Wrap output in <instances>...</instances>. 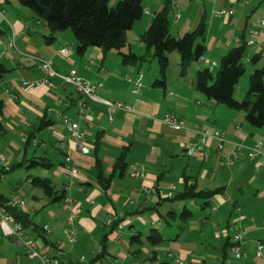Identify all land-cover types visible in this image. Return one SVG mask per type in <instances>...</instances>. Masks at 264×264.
Returning <instances> with one entry per match:
<instances>
[{
    "label": "crops",
    "instance_id": "crops-1",
    "mask_svg": "<svg viewBox=\"0 0 264 264\" xmlns=\"http://www.w3.org/2000/svg\"><path fill=\"white\" fill-rule=\"evenodd\" d=\"M145 1L149 6L145 7V14L148 12L149 16L140 21L148 24L152 21V11L155 13L162 8L166 0ZM229 9H234L231 15L222 12ZM31 15L18 0H0V61L9 69L0 80L5 124V130L0 132V154L8 156L10 162L21 152L22 158L60 156L53 169L54 177L49 176L57 188H65L66 199L46 205V196L33 194L34 200L42 198L44 201L37 206L26 204V210L34 214L36 222L29 229V235L41 238L39 250L50 255L60 254L68 263L82 256L92 257L102 249L105 239L106 255L94 264H159L160 261L180 264V260L184 264H264V248L262 255L258 254V244L264 243V169L258 164L264 162V155L259 153L258 160H255L256 155L249 162L246 156L256 143L250 140L254 131L251 128L244 131L239 123H235L237 128L233 124L220 127L208 115L210 112L193 105L184 91H169L168 83L166 89L148 83L141 92L134 93L128 78L121 77L126 64L120 56L104 53L99 47L91 48L87 56L80 55L64 45L65 34L61 31L51 42L34 39ZM172 18L171 31L176 36L195 29L204 21L205 42L208 50L216 55H224L231 47L252 39L248 59L257 52H264V32L259 27L264 18V0H173ZM37 22L40 23L38 19ZM253 31L259 32V38L252 35ZM63 47H68V55L61 52ZM38 57L52 60L53 68L61 73L76 70L94 82H102L96 92L99 98L120 101L130 107L85 99L82 111L81 94L59 76L49 78L56 84L52 87ZM204 57L210 62L219 61L207 53ZM138 71L133 79L138 77ZM196 104L201 102L197 100ZM170 112L181 118L182 128L176 129L164 122V116ZM62 114L79 122L86 131L83 140L73 136ZM216 129L225 133L222 150H218L221 139L213 136ZM98 132L102 133L100 155L104 172L113 176L107 190L97 180L95 142ZM203 139L206 142L203 143ZM80 142L91 145L90 152L81 151ZM188 144L193 147V154L187 153ZM124 147L129 148V167L121 174L115 171L114 165ZM262 149L264 151V145ZM233 150L237 152L234 166L218 165V157H223L220 152L226 157ZM205 153L209 154L208 158L204 157ZM67 155L72 157L77 174L69 175L65 171ZM185 155L191 158L183 157ZM251 162L256 172L252 170L248 177ZM223 169H226L223 173L228 174L227 180H220L222 183L218 186L225 185L226 189L215 194L212 201L219 207H228L224 213L213 220L207 219L201 226L187 227L180 235L178 232L167 234L164 244L147 243L151 227L167 225L162 213L173 206L169 207L164 199L172 187L174 190L178 185L183 187L186 173L196 175L200 187L209 189L216 186L210 187L211 181L207 179L215 182ZM21 190V185H17L11 193H0L20 196ZM235 205H241L243 213L249 216L236 222L246 231L242 243L246 255L239 259L225 248L228 236L224 230L239 216ZM46 225L49 232L42 228ZM73 228L78 230L75 245L69 243L67 235V230ZM136 234H140L144 242L133 245L131 239ZM191 251L199 256L194 263L190 262ZM0 264L43 262L39 257L27 255L24 245L0 236Z\"/></svg>",
    "mask_w": 264,
    "mask_h": 264
},
{
    "label": "trees",
    "instance_id": "trees-1",
    "mask_svg": "<svg viewBox=\"0 0 264 264\" xmlns=\"http://www.w3.org/2000/svg\"><path fill=\"white\" fill-rule=\"evenodd\" d=\"M18 1L22 5L31 8L36 14V18L38 20H43L48 26L49 33L45 34L48 42H51L56 38V33L66 29H71L77 43V52L80 55H84L89 48L93 47L101 48L104 53L109 52L111 49H115L118 51L124 64L140 65L148 59V53H153V56L158 61L161 73V78H156L153 81V84L155 86H160L163 89L167 88L166 74L170 66V53L178 52L180 54L182 74H186L192 61L205 63L204 55L208 50L205 42V22L201 21L195 29L184 33V35H174L171 31L173 0H166L163 7L155 11L149 27L141 34V39L146 43L147 49V52L142 54L133 51L132 47H130L129 51L124 50V48L128 45L127 32L133 29L135 23L141 20L145 14L146 6L144 4V0H119L115 6L110 5V0ZM248 46H250L248 45V40H244L241 44L231 47L218 61V64H216L218 65V70L216 72H214L210 66H207L206 63L204 67L197 68L194 73L196 89L203 92L207 97L213 98L218 102L225 103L235 110L244 111L246 113V119L250 125L254 127H262L264 126V64L263 66L257 67L250 75L249 89L245 97L242 100L235 98L236 86L246 72L243 60ZM262 57H264V52L260 51L253 54L250 61L258 64ZM8 71L9 69L6 64L0 61V80L5 77V74ZM128 78H131V80L128 81L131 83L132 91L134 93H139L146 87L144 74L141 69L138 71V77L136 79H133L130 76ZM139 79L143 80L144 86L138 92H135L134 84ZM88 99L93 100L91 98ZM3 111L4 100L0 98V132L5 130V124L2 120ZM168 114L175 113L170 112L166 115ZM239 126L238 128H240ZM101 138L102 133L98 132L96 134L95 142V154L97 158L96 167L98 170L97 180L98 183L105 190H107L110 187L113 176L107 175L103 169L102 158L100 155V145L102 143ZM31 141L32 140H28L29 143ZM128 152V147L122 148L114 165L115 171H120L121 174H124L129 167V161L127 159ZM19 165H25L28 168L43 167L49 170H53L57 166L56 163L48 156L42 155H34L30 158H26L24 156L22 161L19 162ZM65 165H67V162ZM12 169L13 166L11 165V162H9V170L6 171V175ZM28 178L32 187L42 189L44 196L48 198V203L46 205L61 202L66 199L65 188H57L50 177L36 175L33 177L29 176ZM197 179L196 175L192 176L186 173L184 176L183 187L173 190L172 195L167 196L164 200H178L186 204V201L190 199H200L202 208L210 206L212 210V197L215 194L224 192L226 186L222 185L206 189L200 187ZM0 180L2 179L0 178ZM13 196L24 201L21 196L16 195L15 193L9 196L0 193V206H4L9 213H11L20 223L23 224L25 230L24 237L31 238L40 244L41 238L35 239L29 235V229H31V226L36 223L33 219L34 214L32 215L31 212L26 210L25 201L24 206L19 204H9L8 201L12 199ZM239 207L242 209L241 205H235L234 209L238 210ZM238 212L239 214L243 213L242 210H238ZM193 215L194 211L189 209L187 205H185L184 209L180 211L171 207L167 210V212L162 213V217L168 225H173L172 220L180 219L181 223L177 225L179 230L178 235L185 231L188 226L187 221ZM42 228L45 232L50 231L47 225ZM6 237H9L18 245H24L27 250V255H29V249L25 244L17 243L11 236ZM167 239L168 237L156 226L151 227V230L146 236L147 243L152 246L164 244ZM140 242H144L140 234L132 236L131 244L135 245ZM232 244L233 242L231 238H227L225 248L230 249ZM73 245H75V243ZM37 248L39 249V245ZM137 250H140V248H137ZM106 251V241L104 239L102 249L90 258L85 256L87 261L84 264L96 263L106 255ZM154 253H156V251ZM47 255L59 257L63 264L78 263L83 257L82 256L77 261L66 263L63 261L60 254ZM154 257L155 256H153L152 259ZM159 264L169 263L167 261H160Z\"/></svg>",
    "mask_w": 264,
    "mask_h": 264
},
{
    "label": "rangeland",
    "instance_id": "rangeland-1",
    "mask_svg": "<svg viewBox=\"0 0 264 264\" xmlns=\"http://www.w3.org/2000/svg\"><path fill=\"white\" fill-rule=\"evenodd\" d=\"M118 1L119 0H110V5L115 6L118 3ZM144 4H145L146 8L148 9L149 6L147 5V2L145 0H144ZM25 8H27V10H29V12H31V14H32L30 24L32 26L31 33L33 35V38L34 39L38 38L39 40H46L47 38H45V34L49 33L48 26L44 23L43 20H39L40 23L37 22V19L35 18L37 16L31 8L26 7V6H25ZM146 12H147V10H146ZM147 13L144 14L143 18H145L146 16H149V15H147ZM151 15H152V19H153V17H154L153 11H152ZM171 19H173L172 15H171ZM137 22H139V23H137L133 29H131L127 32L128 45L124 48V50L129 51L130 47H132L133 51L142 54V53H146L147 49H146V43L141 39V34L149 27L150 23L145 24L144 21H140V20ZM172 23H173V21H172ZM61 32H64V34H65V36H63V40H62V41H65L64 45L68 46L70 49L77 52V43H76L73 31L71 29H66V30H63ZM43 35H44V37H43ZM56 35H57V33H56ZM182 35H184V34H182ZM251 48L252 47H250V46L247 47L245 58L243 60L245 68H246V72L241 77V79H240V81L237 84L236 89H235V98H237L238 100H242L245 97V95L249 89L250 75L253 73V71L257 67L263 66V64H264V57L261 58V60H260V62H258V64H255L254 62H252L248 59V55H249ZM90 49L91 48H89L87 50V52L84 54L85 56L88 55ZM109 52H111V54H116L117 56H120L118 51L115 49H111ZM206 53H207V56H210L211 58L212 57L217 58V60H220L223 56L222 54L216 55L214 53V51L210 52V49L207 50ZM169 57H170V66H169V69H168L167 74H166L169 91H171V90L184 91L185 97L189 101H191L193 103V105L200 107L207 112H210V113H208V115L212 116V119L215 120L214 122L218 123V125H220V127H222L223 125H227V124H229V125L233 124V126L235 125V123H239L237 125L242 124L243 130L245 129L246 131H248L247 129L251 128L254 131V135H252V139H250V140H253L254 143L258 142V141H262L264 143V126L254 127V126L250 125V123L246 119V113L244 111L235 110V109L229 107L225 103L218 102L213 98L207 97L203 92L196 89L195 75H194L196 67L198 65H200L201 67H204L205 63L199 64L197 61H192V63L189 65V67L187 69L186 74H182L181 73V65H180V59H181L180 54L178 52H173V53L169 54ZM147 58L148 59L146 61L142 62L140 65H130V64L124 65L126 67L124 68V71H122L121 77L124 80H125V78L127 79L129 76L135 78L136 77L135 75L137 74L138 68H140L141 71H143L144 80H145L146 84H148V83L151 84L158 77L161 78V73H160L158 61L153 56V53H148ZM121 60H122V58H121ZM206 65L210 66V68L214 72H216L218 70V65H211V63H207V62H206ZM181 88H183V90ZM197 100H199L201 102L200 105L196 104ZM237 125H235V128H237ZM187 146H189V151L191 149L192 154H193L194 153L193 147H191L190 144L186 145L185 147L188 148ZM218 150H222V149H220L218 147ZM187 153L190 155V153L188 152V149H187ZM220 153L223 155V157L225 156L224 152H220ZM21 154H23V152L20 153V156L16 155L12 158L11 165L13 166V169L9 172L8 178L6 180L0 181V191H2L4 193H11V191H13L15 188H17V185H21L22 190L19 192V194H20V196L23 197L27 206H29V207L31 205L37 206L38 203L41 204V201H44V200L42 198L41 199L38 198V199L34 200L32 195L37 194L38 196L42 195L44 197V193H43L42 189L34 188V187H33L34 192H32L33 190L30 191V188H32V186L29 182L28 177L29 176L33 177L36 175L54 177L53 176L54 171L43 168V167L28 168L25 165H19V162L22 161V155ZM217 154H218V151H216V154H215L216 157H217ZM246 156H247V162H249L251 159L249 158L248 154ZM260 156L261 155H257L255 160H258ZM59 157L60 156H58V155H55L52 157V159L55 161L56 165H58ZM183 157L191 158L190 156H187V155H185ZM223 157H220V158L222 159ZM224 158L222 160H224ZM222 163H224V162H222ZM251 163L252 164L250 165V171L247 174L248 177H250L252 170L254 171V173L256 172V168L253 166L254 163L253 162H251ZM221 166L231 168L234 165H230V166L221 165ZM225 170L226 169H223L218 174L219 175L218 180H216L215 182H213L212 179H207L208 181H211L210 187H214V185L215 186L220 185L222 183V182L221 183L219 182L220 180L221 181H225V179L227 180L228 174L223 173ZM209 177L210 176H208V178ZM178 186L179 187L177 189H180L181 186L180 185H178ZM201 187H203V186H201ZM166 202L169 205V207L173 206L178 211L184 209L185 205H187V207L189 209L194 211V215L192 217H190V219L187 221V225H188L187 227H192L193 225H198V226L200 225L201 226V224L204 221H207V219L213 220L214 218H217L218 215L224 213L228 208L227 207L225 209V207H219L218 211L214 212L211 210L210 206H208L206 208H202L201 204H200L201 203L200 199H196V200L190 199V200L186 201V204L183 202H180L178 200L177 201L167 200ZM43 203L44 202H42V204ZM179 223H181L180 219L172 220L173 225H168V224L167 225H158V228L165 235H167V234L175 235L178 232L177 225ZM150 230L151 229H149V231ZM148 233H147V235H148ZM230 250H231V248H230ZM231 252H232V250H231Z\"/></svg>",
    "mask_w": 264,
    "mask_h": 264
},
{
    "label": "built area",
    "instance_id": "built-area-1",
    "mask_svg": "<svg viewBox=\"0 0 264 264\" xmlns=\"http://www.w3.org/2000/svg\"><path fill=\"white\" fill-rule=\"evenodd\" d=\"M223 13H226L227 15H231L234 12V9H229V10H222ZM260 30L261 32H264V18L261 20L260 24H259ZM252 35L256 38H259V32L258 31H253ZM254 43V40H249L248 41V45H251ZM61 52L65 55L69 54V49L68 47H63L61 49ZM1 54H4L3 52H1ZM39 62H40V66L43 69V71L46 73L47 75V80L50 81V85L52 87H56V84L54 82H52L49 78L52 76H59L62 79H64L66 82L72 84L76 90L82 94V100H81V107H82V111L84 108V100L91 98L93 100H99L102 101L110 106H117V107H125V108H129V105L124 104L123 102L120 101H111L108 99H103V98H99L96 91L99 87H101L103 85L102 82H93L91 79L87 78L86 76L78 73L76 70H71L68 73H61L59 71H57L56 69L53 68V64H52V60L47 59L45 57H38ZM212 63V65H216L218 64V62L216 61H208L205 60V63ZM128 80L130 81L131 78H128ZM27 83V82H26ZM135 88L134 91L138 92L143 86H144V82L143 80L139 79L138 81L135 82L134 84ZM62 119L63 121L66 123V125L68 126L69 130L71 131V133L73 134L74 137H76L78 140H83V138L86 135V131L82 130L80 127V124L78 121H74L72 120L68 115L66 114H62ZM164 122L176 129H180L183 127V122L182 120L176 116L175 114H168L165 116L164 118ZM225 133L221 130H214L213 131V136L221 139V143L219 145L220 149H223V138H224ZM202 142H206L204 139L202 140ZM263 145L264 143L262 141H258L256 142L251 148L250 151L248 153L249 158H254L257 154H263L264 155V151H263ZM188 148V152L190 154H192V151L190 149L189 151V146H187ZM79 148L81 149V151L83 152H90L91 150V145L85 143V142H80L79 143ZM237 156V152L235 150H233L228 156H226L224 158V160H222L220 157H218L217 161H218V165H234L235 163V158ZM204 157L208 158L209 154L205 153ZM9 157L4 155V154H0V178L4 179L6 177V171L9 170ZM66 162L67 165H65V171L70 174V175H74L77 174L78 169L75 167V165L73 164V160L72 157L67 155L66 157ZM224 162V163H222ZM262 167L264 169V162H260L258 164V167ZM134 175H137V173H134ZM173 187L171 188V190L168 192L167 196H171L173 193ZM9 204L11 205H15V204H19L21 206H24V201L20 198H17L15 196H13L12 199H10L8 201ZM219 207L218 203H214L212 205V211H217ZM238 210H241V208L239 207ZM75 213L72 214V218H74ZM247 214L245 213H241L239 214V216L233 220L232 223H230L227 228L224 230L225 235L228 236V238H231L233 244L231 246V250L233 253V256H235L236 258H242L246 255V253L243 251L242 249V243L244 242V238H245V234L246 231L245 229L241 228L236 222L245 220L247 218ZM24 226L22 223H20L11 213H9L4 206H0V235H6V236H11L12 238H14L16 240L17 243H23L25 244L28 249H29V255L32 258L35 257H39L43 264H63L62 261L60 260L59 257H55V256H49L44 252H41L37 246L39 245V242L31 239V238H27L24 237ZM77 233L78 230L76 228L73 229H69L67 230V235H68V241L71 245H73L74 243H76L77 241ZM264 248V243L260 242L258 244V254L262 255V250ZM191 260L190 262L194 263L195 261H197L199 259V256L194 252L191 251ZM87 261V258L85 256H83L80 260V262L75 263V264H84ZM180 264H184V262L182 260H180Z\"/></svg>",
    "mask_w": 264,
    "mask_h": 264
}]
</instances>
